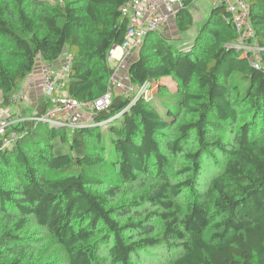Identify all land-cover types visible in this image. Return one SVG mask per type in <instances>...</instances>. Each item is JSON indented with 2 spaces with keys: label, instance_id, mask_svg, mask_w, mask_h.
Listing matches in <instances>:
<instances>
[{
  "label": "trees",
  "instance_id": "obj_1",
  "mask_svg": "<svg viewBox=\"0 0 264 264\" xmlns=\"http://www.w3.org/2000/svg\"><path fill=\"white\" fill-rule=\"evenodd\" d=\"M127 1L0 0V106L37 57L63 52L67 93L83 104L104 94ZM193 3L180 0L176 38L146 33L127 67V82L157 91L170 77L175 109L114 90L90 123L41 132L29 121L0 140V264H58L39 256L51 248L65 264H264V61L234 46L221 4L189 37ZM247 3L264 49V0Z\"/></svg>",
  "mask_w": 264,
  "mask_h": 264
},
{
  "label": "built area",
  "instance_id": "obj_2",
  "mask_svg": "<svg viewBox=\"0 0 264 264\" xmlns=\"http://www.w3.org/2000/svg\"><path fill=\"white\" fill-rule=\"evenodd\" d=\"M167 4L178 7L180 0H164ZM224 5L228 20L231 21L235 32L236 39L234 46L239 50H246L248 40H254L255 31L250 21L249 4L247 0H211V5ZM122 15L127 18V26L123 35L122 41L118 45H114L108 51L107 59L111 62L115 60L123 66V58L132 52H137L143 43V38L146 33L153 31H161V29L169 24L174 11L171 14L163 11L156 0H129L121 7ZM71 55L63 52L58 63H50L47 61L41 62L37 71L39 78H41V93L43 97H47L49 104L45 107L43 113L39 114L35 110L29 116L23 115L21 112V103L28 99V94L32 88L30 82H25L13 94L9 105L0 106V140L3 143L12 142L15 136V129L12 127L22 125L25 122L44 123L53 127H76L73 120L78 114L81 106L87 109L101 110L110 105L113 97V91L116 90L127 98L132 99L143 96L145 99L149 98L146 89H153L148 87V83L132 84L124 82L114 76L109 79V86L107 90L96 98L92 103L83 104L78 102L64 89V82L67 78L68 71L71 65ZM251 64L257 68L259 63L252 60Z\"/></svg>",
  "mask_w": 264,
  "mask_h": 264
},
{
  "label": "rangeland",
  "instance_id": "obj_3",
  "mask_svg": "<svg viewBox=\"0 0 264 264\" xmlns=\"http://www.w3.org/2000/svg\"><path fill=\"white\" fill-rule=\"evenodd\" d=\"M52 1H56V0H52ZM191 6L192 7L190 8V11H191L192 16H193V28L189 33V37H191L192 34L195 32V30H197L198 27L202 24V20L205 17H207L209 10L212 7L211 0H195ZM163 30H164V28H163ZM175 37H177V36H175ZM179 42H181V41L180 40L174 41L175 44H179ZM245 48H246V50L251 52V54L254 56L255 61H257L258 63H261L264 61V49H261L256 44V39L248 40ZM40 62L41 61H39V57H37L35 66L38 67ZM126 63H127V61H126ZM109 65L112 67L114 65V62L113 61L109 62ZM116 65H118V67H119L118 63ZM151 82H152V84H154V83H156V80L154 79ZM157 82L160 83L161 85H164L162 90L157 91L154 89H149V90L146 89L145 92L148 93L149 98H153L152 100H153L154 104L156 105V108H158V110L164 115V114H166V105L172 109H175L177 102L180 100V97H179V94L175 91V83L173 81H171L170 78H166V77L164 78L163 77V78L158 79ZM79 110H82L84 112L86 111L88 113L89 117L83 119L81 116H78L79 115V112H78V114L75 116V118L73 120L74 124L76 123V125L79 126L80 124L90 123V121H91L90 119L92 118V111L83 107V106H81ZM21 112L23 113V115L29 116V114L32 113V110L29 107L28 108L24 107L21 110ZM50 127L51 126H49L47 123L46 124L40 123L38 130L41 132H45ZM68 128H70V127H68ZM103 128H105V127H103ZM71 129H69V130H71ZM133 190H134V188L132 189V191ZM45 252L39 253V256L42 259H50V258L54 257V261L56 258V263L65 264L62 262L63 257L60 255V252L58 250H56V248H51L46 253ZM141 260H144V259H141Z\"/></svg>",
  "mask_w": 264,
  "mask_h": 264
},
{
  "label": "crops",
  "instance_id": "obj_4",
  "mask_svg": "<svg viewBox=\"0 0 264 264\" xmlns=\"http://www.w3.org/2000/svg\"><path fill=\"white\" fill-rule=\"evenodd\" d=\"M156 1H157L158 5L160 7H162L163 11H165L168 14H171L173 11L175 12L177 9L176 6H173L171 4H167L164 0H156ZM172 18H173V16L171 17V19ZM163 28H164V30H163ZM163 28L161 29L160 32L163 33L165 37H167V38L169 37L170 39L176 38L175 36H177V34H176L175 25L173 23V19L170 20L169 24ZM195 32H196V30H195ZM195 32L192 34V36L195 34ZM136 54H137L136 52H132V53L128 54V56L124 57L123 60H126L127 63L125 61L123 63V66H121V63H120V65L118 67V65H116L117 63L115 62V60H112L114 62V65H113L114 76H116L118 79L123 80L124 82H127V80H128L127 67L129 65V63L131 62V60L135 59ZM166 78H170V77H166ZM170 80L172 81L171 78H170ZM26 82H30V84L32 85V88L30 90V93L28 94L29 95L28 99L24 103H22L21 109H23L24 107L25 108L29 107V108H31L32 111H34L35 106L38 103V101H40L42 98H44L42 93H41V78H39L37 71L30 73L27 76ZM78 116H81L83 119L89 117L88 113L86 111L84 112L82 110H79Z\"/></svg>",
  "mask_w": 264,
  "mask_h": 264
}]
</instances>
